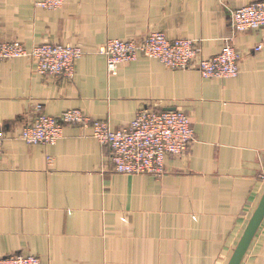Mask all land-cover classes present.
Instances as JSON below:
<instances>
[{"label":"crops","instance_id":"obj_1","mask_svg":"<svg viewBox=\"0 0 264 264\" xmlns=\"http://www.w3.org/2000/svg\"><path fill=\"white\" fill-rule=\"evenodd\" d=\"M40 1L0 0V42L79 45L83 55L72 80L41 77L29 59L0 62V258L228 264L264 193V28L233 34L229 13L264 0H64L56 11ZM152 31L200 41L204 58L230 39L239 74L203 79L138 57L109 76L99 46ZM145 106L186 114L195 134L160 177L114 173L90 129L66 128L51 146L18 138L36 108L119 129ZM240 264H264V218Z\"/></svg>","mask_w":264,"mask_h":264},{"label":"built area","instance_id":"obj_2","mask_svg":"<svg viewBox=\"0 0 264 264\" xmlns=\"http://www.w3.org/2000/svg\"><path fill=\"white\" fill-rule=\"evenodd\" d=\"M64 0H42L36 4L56 11ZM233 34L264 28V2H255L230 11ZM262 46L255 50L260 51ZM97 53L105 58L106 71L115 76L119 65L138 57L158 61L171 70H194L203 79H231L239 74L242 55L225 39L220 53L204 58L198 40H170L163 32L152 31L139 39L108 40ZM83 55L79 45L43 43L27 48L19 42H0V62L29 59L34 72L41 77L72 80ZM90 129L92 138L110 152V165L116 174L160 177L166 170V159L181 157L195 139L186 114L148 106L136 112L127 126L112 129L105 121L93 120L81 110H69L58 116L43 114L36 108L29 122L22 126L18 138L27 145H54L66 128ZM0 132V154L4 142ZM0 264H42L31 255L16 254L0 258Z\"/></svg>","mask_w":264,"mask_h":264},{"label":"water","instance_id":"obj_3","mask_svg":"<svg viewBox=\"0 0 264 264\" xmlns=\"http://www.w3.org/2000/svg\"><path fill=\"white\" fill-rule=\"evenodd\" d=\"M264 218V193L256 207L250 221L248 222L228 264H240L246 251L255 236L262 220Z\"/></svg>","mask_w":264,"mask_h":264}]
</instances>
